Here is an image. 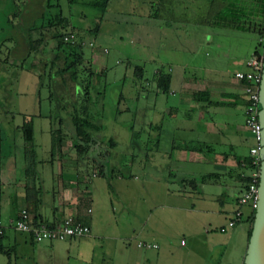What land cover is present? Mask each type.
<instances>
[{"label":"crops","instance_id":"1","mask_svg":"<svg viewBox=\"0 0 264 264\" xmlns=\"http://www.w3.org/2000/svg\"><path fill=\"white\" fill-rule=\"evenodd\" d=\"M165 1L177 4L175 12H180L188 11L190 4L204 6L209 0ZM237 4L250 6L245 0ZM246 18L254 23L260 19L253 13ZM175 25L170 30L173 32L170 39L165 41L161 36V41H165L162 45L163 49L166 48L165 56L155 57L154 61L158 67L153 73L161 68L169 75V89L166 93L153 91L154 103L146 100L145 112L153 114L146 128L149 130L154 125L155 129L153 139H147L148 135L141 139L138 180L130 171L124 177L111 175L109 190L104 177L88 175L87 167L86 172L81 171L85 168L81 156L80 166V161H76L74 167H63L59 163L49 178L47 176L53 185L40 190L32 215L48 224L70 215L88 226L89 235L81 240L71 238L42 244L44 241L33 242L27 234L6 228L0 236V246L13 248V252L8 255L0 252V264H50L52 257L69 255V250L79 244H101L104 239L113 243L111 264H158L159 258L172 254L175 237H178V246L184 247L180 251L182 259L188 263L196 253L199 254L194 253L197 248L204 251L199 263L204 261L207 264L211 256L206 253L215 248L211 264H220L224 253L227 254L224 248L232 244L231 260L225 257L222 264H241L250 225L247 220H240L226 229L225 224L240 192L239 182L234 177L238 169L233 157H243L251 140L243 127V120L232 123L230 119L224 121L223 126L229 131L227 137L214 139V132L222 133L216 126L219 121L213 111L216 107L243 108L241 87L233 73L246 71L245 61L253 52L257 35L254 29L241 31L212 22ZM183 32H193L199 41L189 40L190 35L183 39L179 36ZM237 32L250 34L246 37V44L240 42V38L245 39L244 35L239 37ZM142 42L145 47L154 44L147 34ZM93 62H97L96 56ZM197 92H204L206 96L195 94ZM206 130L208 133L204 134ZM9 145H13V139H0V222L3 225H7L25 206L23 156L20 152L17 158L13 156ZM109 158L113 159L112 154ZM49 164L53 165L51 161ZM37 174L40 178L41 175ZM201 176L208 178L199 182ZM41 181L34 180L39 185ZM131 191L138 192L140 200L145 203L150 200V206L146 203L148 209L143 212V218L136 223L140 228L136 236L142 239L137 242L154 244L156 248L145 249L153 250V253L130 251V247H123L129 233H118L113 207L121 210L119 215H122L126 208L119 203H124L127 197L133 199ZM242 212L246 217L247 211L243 208ZM219 227H225L224 231L218 232Z\"/></svg>","mask_w":264,"mask_h":264},{"label":"rangeland","instance_id":"2","mask_svg":"<svg viewBox=\"0 0 264 264\" xmlns=\"http://www.w3.org/2000/svg\"><path fill=\"white\" fill-rule=\"evenodd\" d=\"M87 1L0 0V139H13V145L9 147L13 156L17 158V153H22V139L18 127L22 120L31 119L33 147L37 161L34 179L43 180L39 185L40 190L53 185L50 184L49 179L47 180V176L49 178L50 172L55 171L59 163H62L63 167H74L76 161H80L78 163L80 166L81 156L85 167L81 171L86 172L87 167L88 175L96 174L99 163L108 153L112 154L114 158L112 162L117 161L120 168H123L122 164L128 163L127 169L138 180L141 139H146V135H148L147 139H153L152 128L149 130L146 128L148 122L152 121L153 114L145 112V105L146 100L149 103L156 101L153 92L154 83L151 82L153 71L156 66L158 67L154 62L155 57L165 56L166 48L163 49L162 45L166 39L172 37L173 32L170 30L177 26L175 24L193 26L201 21V18L210 17L207 14L204 16V6L199 4H190L187 8L188 14L187 10L175 12L177 4L165 0H108L105 11L101 14L87 6ZM181 5L185 7L183 3ZM57 15L67 22L64 29L62 27L64 23L59 16V21L56 22ZM69 27L72 33L82 37V41L90 40L94 47L100 48L92 52L90 59L89 48L87 46L83 48L84 57L89 59V63L83 62L84 69L86 70L91 64L89 69L94 72H98V69L104 70L103 76L97 79V83L93 82L95 85L91 90L84 91V82L75 88L76 107L81 109L85 106L88 112L99 120L97 123L101 126V130L92 136L91 143H94L81 146L83 153L80 155H76L70 145L73 126L66 115L69 109L65 108L60 112L56 107V101L47 99L46 66L42 68L41 85H38L36 78V74L40 73L41 61L48 60L45 57L54 45L51 37L62 31L67 32ZM237 33L240 34L239 37L244 35L245 39L240 38V42L246 44V37L250 34ZM145 34L148 35L150 42H154V44L149 43V47H145L142 42ZM188 35H190L189 40L199 41L198 36L194 37L193 32L179 34L182 38ZM161 36H164V42L161 41ZM156 38L157 40L160 38V44ZM34 39L42 41V52L33 55L28 49L25 50V46L28 41ZM102 50L105 52L102 53ZM27 55L29 57L25 58ZM94 56L97 57L96 63L93 62ZM18 64L21 66L18 67ZM135 67L142 68L140 77L136 75ZM80 75L83 79V74ZM87 93L90 94V99L85 100L84 96ZM64 105H68L67 99ZM213 114L219 121L216 126H219L222 133L221 135L214 132V139H224L229 134V131L223 128L224 121L230 119L232 123H241L243 120L242 109L238 106L216 107ZM201 115L203 116V113ZM50 130H58L60 138L58 152L53 150L51 155L49 154ZM205 133L207 134L208 131L206 130ZM202 136L204 138L203 134ZM108 138H111L115 144L109 145ZM110 146L113 148L111 149ZM50 161L53 165L49 164ZM198 169L200 168L197 167ZM37 173L41 175L40 178H37ZM139 183L138 181L137 184ZM138 194L136 191H131L130 197L133 199L127 197L124 203L122 201L119 203L126 208L123 214L119 215L122 211L113 207V215L118 225L124 228L117 226L118 233H129L123 241V247H130V251L153 253V250L136 248L134 245L135 242L142 240L136 236L140 230L136 223L143 218V212L148 207L146 203L149 206L151 204L149 199L146 203L140 200ZM43 241L42 244L49 242ZM173 244L175 245L172 254L162 256L156 263L200 264V254L204 251L195 248L194 253L197 251L199 254L196 253L195 258L190 259L188 263L180 255L184 247L178 246V237H175ZM112 245L111 241L105 239L101 244L92 243L88 246L79 244L69 250V255L57 259L52 257L49 262L50 264L52 261V264H111ZM231 247L232 244L230 247L227 244V248H224L227 251L224 255L230 260ZM215 253V248H210L206 255L212 257ZM211 257L207 259V264H211ZM225 257L220 260V264ZM202 264L205 262L203 261Z\"/></svg>","mask_w":264,"mask_h":264},{"label":"trees","instance_id":"3","mask_svg":"<svg viewBox=\"0 0 264 264\" xmlns=\"http://www.w3.org/2000/svg\"><path fill=\"white\" fill-rule=\"evenodd\" d=\"M238 1L242 0H209L206 4H204V16L207 14L210 17H205L204 19L201 18V21H198L197 23L209 24L210 22H212L222 27L235 28L241 31L254 29V32L257 35V41L255 42L252 53H258L260 46L258 38L264 37V0H245L248 1V4L250 5L245 7L237 4ZM107 3L108 0H88L86 2V5L96 9L99 13L102 14L105 11ZM251 13L255 14V16H259L260 19L255 23L249 22V18L246 17ZM58 16L59 15H57L56 17V22L59 21ZM61 18L62 17H60V20H62ZM62 21L64 23L62 24V27L64 29L67 25V22L64 19ZM49 25H51V23H49ZM248 25H252V27L248 28ZM71 27L68 28L67 32L62 31L61 33L51 37L54 45L51 50L48 51L45 57L48 58V60L41 61L40 73L36 74V78L38 85H41L43 79L42 68H45L46 66V72L48 74V79L46 81L47 99H53L54 101H56V107L60 112H63L65 108L69 109V112L67 114H63H66L68 116L70 120L69 122H71L73 126V134L70 138V145L75 150L76 155H80L83 153V151H81V146L83 144L85 146H88L89 144L94 143H91V139L93 138L92 136L94 133L101 130V126L97 123L99 120L96 119L91 112H88L85 106H82L81 109H78L76 107L75 101L77 100V98H74V93H76L75 88H78L80 84L84 82V91L91 90L95 85L93 82L97 83V79L103 76L104 70L98 69V72H94L92 69H89V66H91V64H89L86 70L84 69L83 62L89 63L92 52L100 50V48L94 47L92 41L90 40L82 41L81 36H78L77 34L71 32ZM91 32H88V34H91ZM65 34H71L73 36V39L70 42H63L62 37ZM41 42L42 41H40V39L28 41V43L26 42L27 46H25V50L28 49L30 52H34L35 54L42 52ZM89 43L91 44L90 46L88 45ZM86 46L91 52L89 59L84 57L83 53V48ZM101 52L103 53L105 51L102 50ZM20 66L21 65L18 64V67ZM135 71L136 75L140 77L142 68L135 67ZM80 74H83V79ZM151 82L154 83V91L158 90L160 93H166L169 89V75L161 68H159L152 74ZM195 94L206 96L204 92H197ZM89 97L90 94L87 93V95L84 96V99H90ZM66 99L68 105L65 106L64 102ZM151 128L152 130H154L155 126L152 125ZM18 130L22 139V156L24 162V209L28 214L30 221L32 223H37L41 221L36 220L35 216H33L32 214L34 213L33 210L38 200L40 188L39 184L34 182V176L36 174L35 166L37 164V161L35 159V150L33 147L34 144L31 119L22 120L21 124L18 127ZM58 135V130H50V155L52 154L53 150L58 152V149L60 148V138ZM108 141L109 145L115 144V142L111 138H108ZM110 148L112 149L113 147L110 146ZM108 154L104 155L105 159L99 163L96 174L106 179L107 188L110 190L108 181L111 178V175L116 174L123 177L128 176L127 174H129V169H127V165L125 164H122L123 168H120V164L117 161L112 162L114 158L110 160L109 156L111 154ZM233 163L236 169H238V173H235L234 177L238 180L239 188L241 191L247 182V177L244 174L250 167L249 158L246 156V154L240 158L233 157ZM205 178H208V176H201L199 182H203ZM242 220H247L250 225L252 221V215L250 214L244 217ZM51 224L53 223H50V225ZM219 228H217L218 232H220ZM249 231L250 227L247 231V237L249 235ZM0 252L8 255L9 253L13 252V248H3L0 246Z\"/></svg>","mask_w":264,"mask_h":264},{"label":"built area","instance_id":"4","mask_svg":"<svg viewBox=\"0 0 264 264\" xmlns=\"http://www.w3.org/2000/svg\"><path fill=\"white\" fill-rule=\"evenodd\" d=\"M73 39L71 34H65L62 37L63 42H70ZM259 52L252 53L245 61L246 71H237L233 73V78L240 84V91L243 98V127L251 140L247 148L246 156L249 158V169L245 172L247 182L235 199V208L227 220L225 227H231L246 216L253 215L257 202V182L259 167V133L260 127L257 122L258 105V84L262 70V51L264 49V37L258 38ZM91 45L90 43L88 44ZM225 227H220L223 232ZM6 228L15 232L27 234L33 242L63 241L71 238L85 237L89 235V228L84 223L66 215L60 221L47 224L43 222L32 223L25 209H20L15 217L7 225L0 222V236ZM182 243V242H181ZM136 248H156L154 244L146 242H136Z\"/></svg>","mask_w":264,"mask_h":264},{"label":"water","instance_id":"5","mask_svg":"<svg viewBox=\"0 0 264 264\" xmlns=\"http://www.w3.org/2000/svg\"><path fill=\"white\" fill-rule=\"evenodd\" d=\"M257 97L259 105L257 122L260 127L257 202L241 264H264V49L262 51V70Z\"/></svg>","mask_w":264,"mask_h":264}]
</instances>
